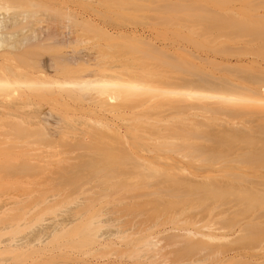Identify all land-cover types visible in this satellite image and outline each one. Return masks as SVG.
Segmentation results:
<instances>
[{
  "label": "bare ground",
  "instance_id": "1",
  "mask_svg": "<svg viewBox=\"0 0 264 264\" xmlns=\"http://www.w3.org/2000/svg\"><path fill=\"white\" fill-rule=\"evenodd\" d=\"M99 1L0 0V192L20 180L37 179L68 187L75 199L83 196L56 224L59 232L72 234L75 245L86 247V253L96 258L97 254L121 256L124 252L121 242L99 238L103 227L114 225L113 236L125 239V244L135 241L138 250L146 249L157 244L152 230L161 224L150 221V209L160 212L155 214L158 218L174 205L204 206L208 200L233 199L235 205L230 207L234 212L228 215L229 207L216 211L213 216L224 217L209 222L190 217L198 231L208 229L210 222L218 223V229L236 232L232 242L252 232L256 237L251 239L260 242L264 225L244 220L235 206H241L239 213H243L264 205V189L248 187V179L240 172L241 167H264V108L252 104L264 103V73L245 74L246 85L227 77L202 75L186 63L184 42L188 36L182 27L178 30V24L185 26L181 21L175 19L176 27L173 21L167 23L170 28H155L159 35V31L174 32L178 39L158 38L143 25L113 23L103 11L105 17L99 15L102 12L96 13L94 3ZM253 2L237 18L203 12L202 18L225 35L246 33L258 43L257 54L264 57V15L253 13ZM155 3L150 10L159 5L155 7ZM254 3L264 6V0ZM163 5L171 10L165 18L173 12L179 18L178 11L186 8L184 3L172 4V9L171 4L163 3L156 11H163ZM190 6L187 8L192 9ZM190 9L187 14L202 16L201 11ZM51 10L57 18L50 17ZM187 14L179 19L191 17ZM200 34L204 36L205 31ZM196 57L212 62L210 57L214 60L216 55L198 53ZM42 105L47 108L41 109ZM221 114L229 119L225 125L218 122ZM241 117L249 127L230 121ZM76 123L79 127L73 130L70 125ZM213 171L217 175L209 174ZM94 191V200L84 195ZM47 197L41 195L38 203ZM101 199L112 203V209L97 210L94 201ZM31 207L20 205L18 212L0 220L1 229H10L0 232V244L11 247V242L17 243L19 223L32 219L26 216ZM109 212L113 216L103 219ZM41 219L39 216L38 221ZM180 229L185 234L167 232L162 237L167 244L189 237L175 251L176 260L186 250L202 249L221 255L217 261L221 262L239 249L232 245L212 248L206 241L216 235L201 232L207 240H196L190 227ZM4 233H8L7 239L2 238ZM227 234L220 233L219 238ZM25 244L31 245L32 240ZM254 248L258 247L252 245L249 253L245 250L240 255L248 260L250 256L264 257V252ZM108 263L113 264L112 260Z\"/></svg>",
  "mask_w": 264,
  "mask_h": 264
},
{
  "label": "rangeland",
  "instance_id": "2",
  "mask_svg": "<svg viewBox=\"0 0 264 264\" xmlns=\"http://www.w3.org/2000/svg\"><path fill=\"white\" fill-rule=\"evenodd\" d=\"M106 1L107 0L94 2L97 9L92 4V7L98 10V12L96 13H99L100 10L101 12H105V14H108L110 17V19L108 20L113 23L124 22L143 25L147 28H150L151 32H153V34L158 38H160L162 35H166L174 40L178 39L174 32L169 33L167 31L168 33L163 34L162 31H159V35L155 28L159 29V26L160 28H164L165 26L167 27V23L170 24V22L175 21V19L181 21V24H185V26L178 24L177 27L178 30H181L179 28L182 27L181 31H186L183 32L186 33V37L188 36V38H186V41L184 42L186 49V63H190L191 66L198 69L200 73H202V75H213L221 78L227 77L234 80L235 82L246 85L248 84L249 79L244 77L245 74L264 73V57L258 55L255 50L258 46L257 42L251 41L250 37L246 33L225 35L226 33L224 34L222 30L216 28L213 25H210L207 19L205 20L202 18L207 14L215 16L219 15L221 16V18H229L232 16L237 18L241 16L242 13H245L248 10L247 7L249 5L250 0H223L224 3L221 5H217L216 3L207 0H109L110 2ZM123 1H125V3H122ZM154 1H156V3L154 4L155 7L157 3H159L160 6L163 3H165L166 5L167 3L168 5L173 4L175 6L177 3H184V5H186V8H182L184 11L181 9V12L180 10L178 11L174 6L175 10H177L181 14L182 12H184V14H187L186 10L189 11L190 9L187 8V5H189V7H191L190 5H193L194 8L192 7V9H190V12L191 10L193 11V9L197 10L195 8L196 6L198 8L197 11H201V13L199 12V14L202 15L203 12V14L205 15H202L200 17L198 15L193 14L195 16H198V18L200 17L198 19L194 18L195 16L193 17V15H191L190 13L187 15H191L192 18L187 17V15H185L187 18L181 20L182 17H184V14H180L179 16L182 17L181 19H179L180 17L178 15L177 16L179 18L174 17L176 13L173 12V16H171V13L169 14L170 18H165V16L169 17L166 14L169 11L171 12V10L169 9L170 7L166 6L169 7L167 8L168 11H166L165 6L163 5V11V8H161V11H156V9L160 7L159 5H157V7L159 6L158 8H153L154 10H152L151 8L150 10L149 7L152 6V3H154ZM253 1L258 2L260 0ZM254 2L252 4H255L256 7L253 8V13H255L256 15H264V6ZM173 5L171 6V9ZM197 11H194V13L198 14ZM103 12L99 15H104L103 17H105V14ZM178 12L177 14H179ZM48 14L52 19L58 17V15H56V11L54 10H51ZM107 17L108 16L106 15V19ZM167 19H170L171 21H168ZM176 22L177 21L173 23L175 24ZM174 26L176 27V24ZM202 31H205L204 36L200 34V32ZM192 37L193 39H195V42L192 41L193 39H190ZM205 38L206 40H204ZM220 48L222 49L220 50ZM174 51L178 53L179 49L176 50L175 47ZM216 51H219V53L216 54ZM198 53L215 54L216 57L214 58V60H212V57H210L212 62H208L206 60H200L199 58H197L196 56ZM220 53L223 55V57H225L224 59L220 58ZM227 58L228 60H226ZM262 90L264 92V85L262 87ZM252 104L256 107L259 106L261 108H264V103L252 102ZM46 108V105L41 106V109L45 110ZM217 117L219 124L222 125H225L223 124L224 121L229 120L223 114ZM230 121L235 126L249 127V123L245 122L244 118L242 117L234 118ZM70 126L73 130H76V128L79 127L77 123L74 125L72 124ZM240 172L248 179V181L245 182L248 187L255 189H264V167H241ZM217 173V171H213L209 174L215 176L217 175ZM220 173L223 174V171H221ZM36 180L34 182L33 180L30 182L20 180L19 182V180L17 179L16 182L18 181L19 184H13L14 187L12 186V188L8 184L10 188L4 189L0 192V220L10 216L13 213L18 212L17 207L20 205H32L29 210L26 209L28 211L26 216L28 217V219H32L27 222L24 221L19 223L18 231L15 234V241L17 243L11 242V247H5L4 244H0L1 249H3V252L0 253V264H109L108 261L111 260L113 264H214L221 258V255L219 254L216 255L211 253H204V251L201 249L191 251L186 250V252L180 253V258L176 260L175 251L181 246L186 245V242L189 237H184L180 235L186 240L180 239L172 244H167L166 241L162 239V237L167 232L185 234V229L182 230L180 229L181 227H190L191 229L192 227H194L192 230L196 235H192V237L196 240H198L199 238L207 240V237L200 236L201 232L210 233L214 236L216 235L214 240L206 241L207 245H210V247L212 248L228 245L238 246L239 249H237V252L228 254V256H226L223 261L217 262V264H230L246 261H253V263L260 264L264 263V257L256 258L250 256V258L252 259L248 260L245 256L240 255V252L245 250L249 253V247L252 245H256L258 247L254 248L253 251L259 250L260 252H264V237L261 238L262 240L260 242L254 241L251 238L256 236L254 235L255 233L252 232L248 233L247 235L245 234L247 237H245L244 235L243 237L237 238L232 242L233 236L234 234H236V232L231 233L226 227L218 229L217 227L221 226L218 223L213 224L212 222H210L211 224L209 225L210 227L208 229H200V231H198L199 228H196L197 226L192 225L193 221L191 220L193 219L190 217H202L203 220H200L201 222H209L211 220L221 219L224 216L213 215L216 211H222L227 207L231 209V213L228 214L231 215L234 210L232 207H230V205H233V207L235 205L233 199H229L224 202L208 200L204 204V206L198 205L196 203H180L172 206L171 208H168L167 211L169 212L158 218L155 217V214L158 215L160 212L153 213L155 212V210L150 209L148 211L150 221L158 220L161 224L154 225L152 230V232H154L152 234L153 240H158L157 244L154 246H148V248L146 249L138 250L136 249L137 246H133V243H135V241L125 244V239H119L113 236V234L111 233H115L117 230L114 225L103 227L101 229V235L99 236V238L102 240L104 238L111 237L113 240L121 242L123 245L122 248L124 249V252L121 255L122 257L115 256V254H97L96 258L95 255L86 253V247H80L75 245V241H73L75 237H73L72 234H67L68 232L66 230V233L63 231L59 232V228L56 224L57 221H61L62 218H65L68 212L72 211L73 208H76L78 203H80V201H82L84 197L81 196L79 199H75L76 194H71V189H68V187L62 188L54 185L53 182L40 183L38 182V180ZM12 182L13 181H10V184H12ZM13 183H15V181ZM41 195H44L45 197L48 196L47 201L38 203ZM84 195L90 196L92 198L91 200H94L95 197H97L95 191L90 194ZM149 198L150 197H146L145 200ZM140 199L142 200V198ZM94 202L96 204L95 208H97V210H104V207L107 209H112L110 208L112 206V203H110L106 199H101L98 202ZM85 203H87V200H85ZM48 207L52 208L47 209ZM235 207H237L238 215L245 217L243 218L244 220H247L248 222H259L260 224L264 225V205L256 207L254 209H250L243 213H239L241 206H239V208L238 206ZM37 215L38 217L41 216L42 219L38 221ZM108 216L113 215L109 212V214L107 213L102 217L103 219H106ZM163 227H165L164 231H162ZM6 228L7 227H5V229L0 228V232L10 230L9 228ZM220 233L228 234L223 238H219ZM244 233L245 232H243V234ZM69 236H71L72 238ZM8 237V233H4L2 236L3 239H7ZM36 237H38L39 239L37 240ZM28 240H32L31 245L25 244V242ZM4 243L8 244L9 242ZM14 245H16V247H14ZM38 247H45V249L38 250ZM113 248L108 249L113 251ZM33 249L37 251H33ZM17 253L18 255L22 253L26 256L25 258H22L20 255L17 256Z\"/></svg>",
  "mask_w": 264,
  "mask_h": 264
}]
</instances>
